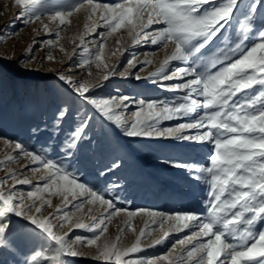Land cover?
<instances>
[{"label":"snow or ice","instance_id":"obj_1","mask_svg":"<svg viewBox=\"0 0 264 264\" xmlns=\"http://www.w3.org/2000/svg\"><path fill=\"white\" fill-rule=\"evenodd\" d=\"M39 3L40 0H14V5L22 10L19 15L25 23L39 19L34 11ZM85 5L90 16L99 12L102 24L98 26L107 29L99 34L101 37L106 38L124 28L134 45L143 41L167 48L171 44L170 54L165 56L157 72L149 73L147 78L153 83L159 81L161 88L179 95L151 99L128 95L102 97L90 94L103 88L102 83L78 82L58 72V79L71 90V105L58 108L54 119L43 130L33 129L34 134L42 131L50 134L49 140L41 144V150L29 149L20 142L14 143V149L35 165L29 171L42 172L40 180L44 184L35 185L34 190H28L25 195L23 190L16 188L18 184L31 183L26 177L19 178L23 170H10L0 179V254L7 252L12 256L17 253L25 256L22 262L15 260L14 264H72L68 258L86 255L81 247H95L96 252L91 259L105 264H159L160 261L177 264L168 255L162 254L155 259L133 255L144 250L141 238L155 229L146 233L145 228H141L130 246H121L120 237L112 241L105 236L108 231L106 221L110 223L114 215L126 212L129 217L126 227L130 228L131 217L136 212L117 207L115 199L81 180L69 163L94 119L99 116L116 125L127 137H173L208 146L203 163L196 160L167 161L206 185L203 204L207 214L192 211L172 214L138 209L137 212L150 215L152 223H158L160 228L170 224L147 247L163 244L172 231L189 230L190 234L177 242L181 245L178 264H264V11H261L264 0H247V3L245 0H117L114 4L103 0H77L70 9L57 10L50 20L66 25L70 23L68 18ZM242 6L246 24L236 33L237 39L226 48L215 49L214 58L204 63V58L213 55L205 50L232 28L231 21ZM152 25L162 27L147 31ZM44 27L47 30V25ZM95 30L96 26L90 29L92 32ZM81 43H84L83 37ZM104 47L103 43L99 44L95 61H99L97 68L103 65L107 70L103 76V80L107 81L116 74L118 65L109 70L102 58ZM47 59L52 60L53 57L48 55ZM134 60L135 54L129 60L132 67H135ZM92 62L89 59L77 66L84 67ZM172 62L180 63L177 66ZM136 79L141 77L137 74ZM173 80L180 82L163 83ZM132 105H136L137 109L129 116L128 109ZM72 106H75L74 113ZM198 109L203 111L193 120L174 127L159 126L165 120H182L197 113ZM70 114L77 119L74 126L63 133V140H59L63 122ZM189 129L196 131L184 134ZM49 150L60 159L48 157ZM14 159L13 155H6L0 160V168ZM65 163L69 166L65 167ZM113 166L119 167L117 164ZM24 167L27 168V165ZM44 193H48L49 197L63 194L66 207L69 196L73 200L86 197V200L71 206L82 209L85 202L90 205L98 202L104 215L92 217L91 225L79 219L73 222V214L59 207L45 216L44 206L52 205ZM88 211L90 213L91 208ZM12 217H21L34 226L29 237L34 246L27 254L17 246ZM66 225H70L69 231H58ZM73 228L86 230L92 235L70 239L69 233ZM37 230L39 234H36ZM0 264L6 262L0 261Z\"/></svg>","mask_w":264,"mask_h":264},{"label":"rangeland","instance_id":"obj_2","mask_svg":"<svg viewBox=\"0 0 264 264\" xmlns=\"http://www.w3.org/2000/svg\"><path fill=\"white\" fill-rule=\"evenodd\" d=\"M76 2L77 0H40L34 9L39 19L25 23L19 15L22 10L14 5V0H0V160H3L6 155L15 157L12 162L0 168V179H3L10 170L16 172L23 170L19 178L26 177L31 183L29 185L18 184L16 188L23 190L25 195L28 190H34L35 185L42 186L44 181L40 180L42 172L29 171L35 165H32L26 157L14 149V143L20 142L29 149L41 150V144L49 140L50 134L43 131L40 134H34L33 129L43 130L45 125H49L54 119L58 108L71 105V90L58 79V72H62L78 82H88L93 85L102 83L103 88L95 89L90 93L102 97L128 95L151 99L171 98L179 95L177 92L161 88L159 81L153 83L147 78L149 73L157 72L165 56L170 54L171 44L167 48L143 41L134 45L132 38L128 36L127 30L124 28L106 38L101 37L99 34L106 32L107 29L98 26L102 24V21L99 20V12L90 16L87 5L79 12H74L68 18L70 23L66 25H58V21L50 20V16L54 15L57 10L66 11ZM103 2L114 4L117 0H103ZM235 16L236 18L231 21L232 28L225 32L223 37L213 41L205 50L213 55L204 58V63H209L214 58L215 49L226 48L237 39L236 33L241 31L242 26L246 24L243 6L241 11L235 13ZM14 22L17 25L11 29V24ZM45 25H47V30ZM93 26H96L95 32L90 31ZM58 27L59 37H57ZM160 27L162 25H152L149 31ZM81 37H83V44ZM118 40L120 41L119 45L117 44ZM48 41L52 43H41ZM101 43L105 45L102 58L109 66V70L112 66L118 65L116 74L110 76L107 81L103 80L107 70L103 65L97 68L96 64L99 61H95V55L99 52L98 46ZM85 49L87 50L85 51ZM113 52L116 54L113 55ZM133 54H135L133 61L135 67L129 65ZM48 55H51L53 59H47ZM89 59L93 61L90 65L77 66ZM144 61H150V63L145 64ZM174 63L178 66L180 62ZM141 68L143 71H140ZM211 70L215 71V69ZM137 74L141 79H136ZM179 82L173 80L163 83ZM136 109V105L130 106L129 116ZM202 111V109H198L197 113L184 117L182 120L162 121L159 126L161 128L174 127L179 123L195 119L196 115ZM72 112H75V106H72ZM76 119L73 114L65 118L59 140H63V133L68 132L74 126ZM195 131V129H189L184 134ZM180 142L181 140L173 137H127L116 125L97 116L92 126L87 130L85 138L80 142L76 155L70 159L71 170L77 172L81 180L95 186L107 197L115 199L117 207L136 212V215L131 217L130 228L126 227V222L129 220L126 212L114 215L110 223L106 221L108 228L105 233L106 237L112 241L120 237L121 246H130L135 242L141 228H145L146 233L155 229L150 232V235L141 238L144 250L133 254L134 256L150 257L154 254L155 259L163 254L178 262L181 251V245L177 243L180 239H176L173 231L164 239L163 244L147 247V244L159 238L163 231L170 227V224H164L163 228H160L158 223L151 226L149 223L152 219H149L145 214L139 215L138 209L175 214L189 210L186 205L181 204L182 202L193 203V200L196 199L200 208L207 213L203 204L207 191L206 185L193 179L187 171H181L179 168L171 166L167 161L196 160L203 163L206 161L208 146L196 144L192 148L189 146L192 141H188L186 144ZM128 146H131L132 150ZM178 146L182 147L179 149L182 151L177 149ZM144 148H146L144 157L148 158V162L138 156L137 159L135 155L136 150L144 152ZM187 149L186 156L181 157L183 150ZM47 156L54 160L60 159L51 150L48 151ZM69 163H65L64 166L68 167ZM114 164L119 167H114ZM25 165L27 168L24 167ZM155 175L157 177H154ZM43 195L46 199L51 200L52 205L51 207L44 206L43 215L45 216L53 213L59 207L62 211L73 214V222L79 219L80 222L91 225L92 217L98 218L104 215L103 207L98 202L91 205L85 202L82 209L71 206L81 200H86V197H78L77 200H73L69 196L66 207L63 194L50 197L48 193ZM146 201L151 205L143 208ZM169 206L172 209L169 210ZM89 208H91L90 213ZM11 223L18 248L22 253H29L34 246L29 238L34 226L21 217H12ZM69 227L70 225H66L58 231L67 232ZM121 229H124L123 232L120 231ZM36 234H39L38 230ZM91 235L92 233L86 230L73 228L69 233V238ZM173 245H175L174 250ZM35 246L38 247L39 244ZM80 250L86 255L68 258L72 264H105L103 261L91 259V255L96 252L95 247H81ZM24 258L25 256L19 253L15 256L8 255L7 252L0 254V261H4L6 264H14L15 260L22 262ZM159 264H165V262L160 261Z\"/></svg>","mask_w":264,"mask_h":264},{"label":"bare ground","instance_id":"obj_3","mask_svg":"<svg viewBox=\"0 0 264 264\" xmlns=\"http://www.w3.org/2000/svg\"><path fill=\"white\" fill-rule=\"evenodd\" d=\"M15 25H17L16 24V22H14L13 24H11V29H14L15 28ZM151 29V28H150ZM150 29H147V31H149ZM173 63V62H172ZM175 64V63H174ZM173 64V65H174ZM176 65V64H175ZM179 66V65H178ZM169 71H171V69H169ZM181 144H186V143H188V141H181L180 142ZM192 143H194V142H190L189 144V146H191L192 148L193 147H195V145L197 144V143H195V144H192ZM177 144H178V142H177ZM131 146H128V148L130 149V150H132L131 148H130ZM177 149L179 150V149H182V147H177ZM144 150V152L141 150V151H137L136 150V152H135V155H136V158H137V156L141 159H145L147 162H148V158L147 157H144V155H145V150H146V148H144L143 149ZM158 150V149H157ZM203 150V149H202ZM179 151H182V150H179ZM186 152H188V149L187 150H183V155H181V157H184V156H186L185 154H186ZM199 152H201V150H199ZM134 153V152H133ZM134 155V156H135ZM138 159V158H137ZM181 171H183L184 169H182V168H179ZM120 174V173H119ZM119 176V175H118ZM120 176H123V175H120ZM154 177H157L156 175L154 176ZM118 178V177H117ZM156 181H158V179H156ZM197 185V184H196ZM196 187H198V186H196ZM181 204H183V205H186V207H187V209H189V210H187V211H195V212H197V213H203L204 215H206L207 213L205 212V211H203V209H201L200 207V205H199V202H198V200H193V203H185V201L184 202H182ZM150 205H151V203L150 202H148V201H146L145 202V205L143 206V208H145L146 206H149L150 207ZM154 206V205H153ZM138 207V206H137ZM170 209H172L170 206H169V210ZM199 209H201V210H199ZM179 211V210H178ZM141 214H145L144 212H140V214L139 215H141ZM146 216H148V218L149 219H152V217L150 216V215H147V214H145ZM151 226H153L154 224L152 223V220L150 221V223H149ZM174 233H173V235L176 237V239H182L185 235H189L190 234V231L189 230H185V231H182V232H175V231H173ZM188 247H190V245L188 246ZM150 258H154V254H153V256H150ZM177 264H178V262H177Z\"/></svg>","mask_w":264,"mask_h":264}]
</instances>
